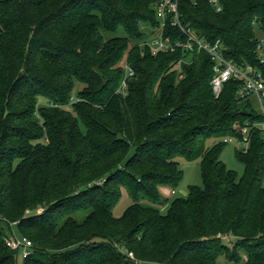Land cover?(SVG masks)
<instances>
[{
	"label": "trees",
	"instance_id": "trees-1",
	"mask_svg": "<svg viewBox=\"0 0 264 264\" xmlns=\"http://www.w3.org/2000/svg\"><path fill=\"white\" fill-rule=\"evenodd\" d=\"M159 1L0 0V264H20L7 230L33 243L22 264H264L259 128L236 150L242 175L221 159L223 138L263 116L237 97L240 79L214 93L206 51L153 54L142 25L159 24ZM218 3L180 0L182 23L258 64L264 0ZM180 157L201 159L204 185L163 213Z\"/></svg>",
	"mask_w": 264,
	"mask_h": 264
},
{
	"label": "built area",
	"instance_id": "built-area-1",
	"mask_svg": "<svg viewBox=\"0 0 264 264\" xmlns=\"http://www.w3.org/2000/svg\"><path fill=\"white\" fill-rule=\"evenodd\" d=\"M180 0H160L155 5V12L159 19V24L152 31L154 37L147 40L144 44L147 45L153 54L161 51L175 52L178 49L193 53L206 51L214 62L213 70L214 77L211 85L214 93L219 96L225 84L232 79H240L243 81L237 91V97L242 99H254L258 104V112L263 116L261 122L253 123L252 127H246L243 130V139L237 136H227L223 138L225 143L238 142L241 144V149L246 150L249 145V130L259 128L264 140V37L260 38L257 44L258 64H243L239 65L233 59H229L224 50L222 40L218 39L211 42L208 39L199 36L190 25H184L181 21V13L179 11ZM217 5V10L222 7L218 0H211ZM170 23L173 27H178L185 34L184 38H173L167 35L165 28ZM134 74L133 69L127 65V76ZM122 87H127L126 78L122 82ZM8 243L15 249L21 250L23 257L30 253L32 241L26 236H13ZM129 256L134 257L133 252H129Z\"/></svg>",
	"mask_w": 264,
	"mask_h": 264
},
{
	"label": "rangeland",
	"instance_id": "rangeland-1",
	"mask_svg": "<svg viewBox=\"0 0 264 264\" xmlns=\"http://www.w3.org/2000/svg\"><path fill=\"white\" fill-rule=\"evenodd\" d=\"M142 29L146 34V39L150 40L154 37V33L151 29V26L147 23H144L142 25ZM257 32L259 35H261V32L259 29H257ZM120 35H124V31L120 30ZM264 36H260V38H263ZM82 87V84H77V88L79 89ZM255 99V98H254ZM253 99L254 107L258 110V104ZM217 141L215 138L208 139L206 142L207 146H212L213 143ZM241 149V144L238 142H232V143H226L221 155V159L225 162L227 167L229 169H232L236 171L239 175H242L244 173V164L239 161V159L236 156V150ZM180 166L183 170V178L181 179L180 183L176 186H170L165 185L161 188V193L163 196V199L166 200V203L161 207V210L163 213H166L169 210L171 201L176 198H184L187 197L189 194V187L192 185H196L198 187H203V177H202V171H201V159H195V160H187L186 158L180 157ZM132 203V199L127 193L126 190H124V193L119 201V203L114 208V214L116 216H120L124 213L125 209ZM8 234L13 236L20 237V234L17 232H10L7 230ZM226 242L228 244H233L235 237L228 236L225 238ZM16 249V248H15ZM18 250V249H16ZM19 263L22 264L23 262V255L21 250H19ZM218 264H235L234 262L228 261L224 256H220L218 258Z\"/></svg>",
	"mask_w": 264,
	"mask_h": 264
}]
</instances>
